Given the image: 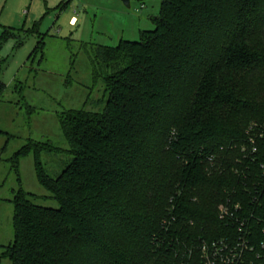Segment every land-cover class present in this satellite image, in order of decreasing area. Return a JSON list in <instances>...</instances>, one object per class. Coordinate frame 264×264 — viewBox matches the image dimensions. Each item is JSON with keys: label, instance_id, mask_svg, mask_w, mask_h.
Returning <instances> with one entry per match:
<instances>
[{"label": "trees", "instance_id": "16d2710c", "mask_svg": "<svg viewBox=\"0 0 264 264\" xmlns=\"http://www.w3.org/2000/svg\"><path fill=\"white\" fill-rule=\"evenodd\" d=\"M152 22L94 50L104 108L64 113L56 178L55 148L15 155L58 209L13 196L11 264H203L212 243L264 264V0H162Z\"/></svg>", "mask_w": 264, "mask_h": 264}, {"label": "rangeland", "instance_id": "374dc122", "mask_svg": "<svg viewBox=\"0 0 264 264\" xmlns=\"http://www.w3.org/2000/svg\"><path fill=\"white\" fill-rule=\"evenodd\" d=\"M162 0H0V264L13 241L12 198L22 191L58 209L36 177L35 157L15 155L31 143L55 148L40 164L56 178L70 163L61 120L68 111L98 113L104 86L93 77V52L135 42L154 29ZM75 18L73 24L70 20Z\"/></svg>", "mask_w": 264, "mask_h": 264}, {"label": "built area", "instance_id": "2783aa9c", "mask_svg": "<svg viewBox=\"0 0 264 264\" xmlns=\"http://www.w3.org/2000/svg\"><path fill=\"white\" fill-rule=\"evenodd\" d=\"M203 264H237L241 253L237 254L225 244L203 245L201 250Z\"/></svg>", "mask_w": 264, "mask_h": 264}, {"label": "water", "instance_id": "95a60500", "mask_svg": "<svg viewBox=\"0 0 264 264\" xmlns=\"http://www.w3.org/2000/svg\"><path fill=\"white\" fill-rule=\"evenodd\" d=\"M123 3L126 8H129V0H123Z\"/></svg>", "mask_w": 264, "mask_h": 264}, {"label": "crops", "instance_id": "0c3cea01", "mask_svg": "<svg viewBox=\"0 0 264 264\" xmlns=\"http://www.w3.org/2000/svg\"><path fill=\"white\" fill-rule=\"evenodd\" d=\"M74 21H75V18H72V19L70 20V23L73 24Z\"/></svg>", "mask_w": 264, "mask_h": 264}]
</instances>
